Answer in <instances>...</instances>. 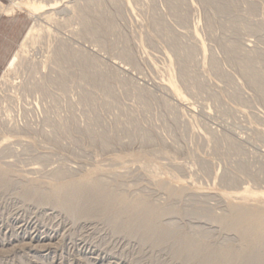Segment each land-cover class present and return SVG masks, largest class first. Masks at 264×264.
<instances>
[{"label": "rangeland", "instance_id": "1", "mask_svg": "<svg viewBox=\"0 0 264 264\" xmlns=\"http://www.w3.org/2000/svg\"><path fill=\"white\" fill-rule=\"evenodd\" d=\"M119 1L0 0V167L11 183L3 187L0 174V264H183L170 246L116 234L106 220L77 218L54 200L25 199L30 184L49 191L95 176L179 210L162 224L215 248L238 247V235L193 212L220 218L230 205H261L244 191L264 193V94L226 45L252 51L253 66L264 69V0H224L228 12L180 0L181 14L167 0ZM85 2L108 15L102 24L86 15L100 26L96 36L83 32L82 9H70ZM31 29L46 32L32 42ZM173 43L192 48L186 71L199 87L183 84ZM71 53L89 65L65 61ZM59 170L64 180L54 177ZM160 183L183 193L170 197Z\"/></svg>", "mask_w": 264, "mask_h": 264}, {"label": "bare ground", "instance_id": "2", "mask_svg": "<svg viewBox=\"0 0 264 264\" xmlns=\"http://www.w3.org/2000/svg\"><path fill=\"white\" fill-rule=\"evenodd\" d=\"M118 1L119 0H110L113 5H119L120 1ZM179 1L180 0H167L169 5L172 7V11L181 14L183 10H181L182 7L180 6ZM205 2L208 5H217V9L222 12H228L231 9V6L225 3L224 0H205ZM76 5L77 4H75V6L72 5L70 9L73 11L82 9V14H80L79 17L80 19L77 18L80 21V26L83 28L80 29H82L83 32L84 29L88 30L91 32L92 36H96L100 26L96 22V27H93L95 24L93 25L92 23V26L90 23L91 19L89 20V16H87L90 21L89 22L86 19V15L91 13L95 14V16L97 15L100 23L104 17L103 15L107 14H104L105 12H101L104 10L100 11L99 3H96V5L99 6L94 10L92 9L93 5L90 6L89 2H85V5L81 4L83 6ZM37 8L33 7L32 12L37 11ZM53 9L54 8H49L45 10L46 12L44 15L46 20L50 21L52 19L49 13L50 11L52 12ZM95 16L93 15V17ZM106 17H108V15ZM160 25L162 26L161 23ZM160 25H157L158 29L161 28L164 32H166V35H168L169 32L167 28V31H165V25L163 24L164 26L159 27ZM108 30L109 28L107 26L104 31L107 32ZM44 31L46 32V30L31 29L26 38L32 42H36ZM174 43L171 47L173 48L172 51H174L176 55V59L178 60L179 71L182 75L181 79L183 84H189V81H191L194 86L199 87L200 82L191 77L186 71L188 64L192 62V48L180 46V44ZM60 47H58L56 51L60 56H64L66 52L64 53L62 46ZM226 51L228 52V55H231V57L238 58V60H240L241 71L248 83L253 85L258 92L264 94V69L253 66L251 59L254 58V55L252 56V51L244 48L240 49L234 42L226 45ZM24 53L25 43L21 45L19 53L15 54L11 59L9 65L10 71L15 69L19 61L23 58ZM122 56L127 58L128 55L126 51H122ZM72 60L78 61L85 66V68L86 64L89 65L85 56L81 54L78 55L76 53H71V58L67 57L65 61ZM212 64L215 63L212 62ZM84 75L87 76L85 73ZM171 86L173 88V92L178 94L177 96L179 97L180 93L178 92L175 84L171 82ZM86 96L88 95L85 94V97ZM143 139L147 140L148 138L145 136ZM0 174L3 178H5L4 186L3 184L2 186H10L11 183L8 182L10 179L7 178V170H3L1 168ZM53 174L56 179H63L64 177V173L61 171H55ZM64 175L67 176V174ZM65 181H59L63 183L56 187H52L49 191L38 190L37 187L32 184L29 186L25 185L26 187L22 195L27 200L38 201L37 203L54 200L53 204H55V206L60 210H66L71 207L75 217L77 218L104 219L110 224L113 232L116 234L124 233L128 236L138 237L140 241L144 243L152 242L158 245L170 246L173 251V256L176 259H179L183 264H264V193L258 195L257 193L247 192L245 190L244 192L247 199L252 201L261 200L259 202L261 205L258 204L257 206L252 207L249 205L243 207L230 205L229 214L227 213L226 217L221 216L220 218H210L208 213L205 214V211L192 213L193 215L209 218L212 221L214 220L219 222L222 229L226 232H235V234L238 235L240 241V245L238 247L223 244V247L221 246V248H215L213 245H209V243L207 244L198 240L199 237H189L184 232L177 230V228L173 226V223V225H170V223H168L169 225L162 224L160 221L162 218L174 214L179 215L181 214L179 210H175L171 207L156 206L154 203H151L146 196L130 197L117 189H111L105 181L99 180L95 176L93 177L89 174L88 176L85 175V177L77 180L70 179L69 181ZM159 187L162 188V190L165 189L170 197L177 198L183 193V190L166 187L163 183H160ZM202 238L200 237L201 240Z\"/></svg>", "mask_w": 264, "mask_h": 264}]
</instances>
